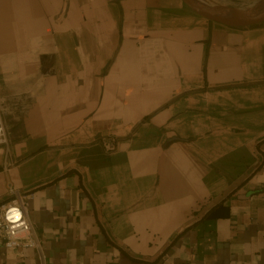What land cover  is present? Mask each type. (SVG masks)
Returning a JSON list of instances; mask_svg holds the SVG:
<instances>
[{
    "label": "crops",
    "instance_id": "1",
    "mask_svg": "<svg viewBox=\"0 0 264 264\" xmlns=\"http://www.w3.org/2000/svg\"><path fill=\"white\" fill-rule=\"evenodd\" d=\"M0 96V206L30 194L47 264H264V24L0 0ZM0 264L40 261L0 246Z\"/></svg>",
    "mask_w": 264,
    "mask_h": 264
},
{
    "label": "built area",
    "instance_id": "2",
    "mask_svg": "<svg viewBox=\"0 0 264 264\" xmlns=\"http://www.w3.org/2000/svg\"><path fill=\"white\" fill-rule=\"evenodd\" d=\"M9 141L4 101L0 96V147L8 148ZM98 141L109 151L117 147V138L114 136H102ZM8 192L9 199L0 206V246L34 248L40 264H47L42 237L29 217L30 194L13 186Z\"/></svg>",
    "mask_w": 264,
    "mask_h": 264
},
{
    "label": "water",
    "instance_id": "3",
    "mask_svg": "<svg viewBox=\"0 0 264 264\" xmlns=\"http://www.w3.org/2000/svg\"><path fill=\"white\" fill-rule=\"evenodd\" d=\"M205 19L228 27L244 28L264 24V0L244 8H232L210 0H181ZM174 140H181L175 137Z\"/></svg>",
    "mask_w": 264,
    "mask_h": 264
},
{
    "label": "rangeland",
    "instance_id": "4",
    "mask_svg": "<svg viewBox=\"0 0 264 264\" xmlns=\"http://www.w3.org/2000/svg\"><path fill=\"white\" fill-rule=\"evenodd\" d=\"M210 1H212L214 3H219V4H220V2L226 3V5H228L229 7H232V8H244V7H248L250 5H253V4H257L260 0H210Z\"/></svg>",
    "mask_w": 264,
    "mask_h": 264
},
{
    "label": "bare ground",
    "instance_id": "5",
    "mask_svg": "<svg viewBox=\"0 0 264 264\" xmlns=\"http://www.w3.org/2000/svg\"><path fill=\"white\" fill-rule=\"evenodd\" d=\"M221 3V2H220ZM221 4H224V3H221ZM251 6V5H250Z\"/></svg>",
    "mask_w": 264,
    "mask_h": 264
}]
</instances>
